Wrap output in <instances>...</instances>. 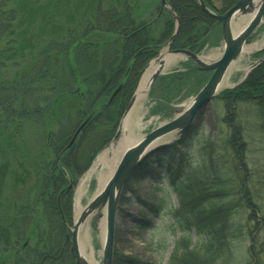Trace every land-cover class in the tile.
I'll use <instances>...</instances> for the list:
<instances>
[{
  "label": "rangeland",
  "instance_id": "1",
  "mask_svg": "<svg viewBox=\"0 0 264 264\" xmlns=\"http://www.w3.org/2000/svg\"><path fill=\"white\" fill-rule=\"evenodd\" d=\"M126 1L131 6V8H128L133 12L136 21L151 24L157 39L161 38L165 27L164 22L168 21L166 12L169 11L162 5L161 0ZM166 1L169 5V0ZM214 1L217 7L223 4V0ZM121 2L122 0H17L11 6L17 9L14 30L18 43L23 50L22 57L17 58L16 62L11 61L3 64L0 68V80L9 84L19 81L39 61L47 44L62 42L64 47L67 48L70 43L76 46L79 42L89 38L90 35H94L91 40H96L98 34L95 33L96 29L94 28L98 26L100 18L103 19L104 10L108 7H115L120 11L122 7H125ZM161 7L165 9L163 18H159L161 11H163ZM170 8L172 9L171 6ZM210 9L217 12L213 8ZM173 12L176 15L174 10ZM170 15L174 20V28H176L177 20L173 13L170 12ZM167 44L159 48L157 56L147 63L143 72L146 68H149L151 62L156 61L158 64V60L154 59L166 50ZM248 45L257 46V48L251 53H244L236 60V64L228 76L231 84L229 87L222 89L221 93L224 90H231L244 84L246 80L237 85L244 78L247 69L255 61L264 57V24L260 25L252 34ZM223 47L222 26L217 23L213 39L204 47L203 51L197 54L202 55L208 61L217 60L220 58ZM74 48H71L69 58L70 63L76 66ZM170 48L173 49L172 44ZM257 49L260 50L257 51ZM191 63L187 61V57L179 55L176 64L166 69L165 74L156 80L143 107L141 119L144 126L138 134L149 133L158 125L174 118L177 114L176 108H185L186 104L207 82L211 75L210 72H204L199 80L192 77V75L186 79L188 72L185 66H190ZM170 77L174 78V82L170 81ZM77 85L79 94L86 91L82 78H78ZM226 103L225 100L217 96L201 110L190 130L178 142V145L175 144V148L170 155L176 156L175 158L180 162L179 166L182 170L195 172L199 175L197 178L208 179L211 182L212 169H210L211 161L208 157L209 152H211L210 148L213 149L215 156L217 155V160L222 158L224 161H230L233 157V148L234 151L239 148V152H247L249 156L248 173L252 179L246 181L247 186L252 190V194L248 199L251 197L252 202L259 209L253 217L255 221L250 225L252 232L248 235L247 231L249 230L246 229L245 224H247L249 211L244 203L245 198L239 194V183L245 181V174L242 170H237L238 175H226V173L222 177L224 185L211 189V191L225 193L222 198H214L213 202L220 206L227 205L233 210L231 229L233 230V236L236 237L230 242L229 250L224 251L221 260L217 264H251L249 263L248 250L252 243L255 245L253 251L257 256L255 263L264 264V179L261 176V172H264V90L259 95L250 96L246 102L235 104L234 107H228L229 103ZM15 109L19 110L20 104H16ZM52 110L51 107L46 108L44 130L40 127L37 129L34 124L26 121V123L21 120L5 121L4 111L0 108V132H2L0 133V142L11 144V148L7 149L8 152L5 155L6 161L9 160L7 164H11V167L9 169L4 168L0 173V180L2 179L0 192L2 190L3 197L4 195L9 197L8 202L11 208L16 211L19 210V207H27V204L33 206L34 204V209L29 213L24 227L21 228L28 230L27 236H31V238H26V242H30L31 246L38 242L37 225L39 226L40 223L45 222L43 208L34 199L39 195V193L34 195L38 191L34 187L37 176L40 175L39 171H36L38 169L37 163H39L38 153L45 142L49 143L47 134L54 135L62 130L64 124L66 125V119L53 116ZM89 120L88 117L81 124L79 123L80 127L87 121L86 126L73 141V136L79 127L74 129L73 135L65 141L69 142L68 148L78 142L82 136L81 134L86 133L87 128L91 126L88 125L90 124ZM2 127H4V130ZM171 137V135L165 137L162 142L170 141ZM229 142L233 144V148L231 146L230 150L228 148ZM112 143L113 141L109 142L107 146L94 155L90 167L76 178H73L62 167V170L64 169L66 173L65 176L69 178L65 187L72 191L71 222L68 224L70 233L77 218V189L88 172L97 163L100 154ZM85 144L86 142L81 143L79 151H77V158L87 157L89 149H83ZM158 152V150L155 151L146 159L151 163H149L150 165L131 176L121 195L115 222L114 253L116 252V256L114 254L113 264H169L175 245L185 235L180 227L174 223L173 214L179 209L180 199L167 177L165 158L161 159ZM47 154L48 157L45 156V159L48 161L53 156H57V159L60 157V154H53L51 151H48ZM152 157L156 159L157 163H152ZM227 166L231 167L230 164ZM97 175L95 174L88 179L85 184V194L81 202L83 208L100 190ZM26 189L31 190V193L27 194L28 200L25 197L23 199ZM28 201L29 203H27ZM102 213L104 215L99 216V212L96 211L90 215L80 234V238L84 241L87 249H93L98 264L102 262L104 242L105 210H102ZM21 219L22 217L17 213L11 219H9V215L5 216L7 223L14 222L15 224L14 227L10 228L11 232L13 229H20L19 222ZM10 231L12 242L16 243V236L14 233L11 234ZM190 236L189 249L197 248L204 240L195 231L190 232ZM23 240L25 239L20 240L18 246ZM70 240L72 242V233ZM23 254L22 252L18 254L14 252L13 255L20 257Z\"/></svg>",
  "mask_w": 264,
  "mask_h": 264
},
{
  "label": "trees",
  "instance_id": "2",
  "mask_svg": "<svg viewBox=\"0 0 264 264\" xmlns=\"http://www.w3.org/2000/svg\"><path fill=\"white\" fill-rule=\"evenodd\" d=\"M16 1L0 0V68L3 64L16 62L17 58L22 57L23 50L14 30L17 9L11 6ZM237 1L223 0V4L217 7L214 0H204L207 6L219 13L229 10ZM121 4L125 7L120 11L115 7L104 10L103 19L100 18L98 26L94 28L98 34L96 40H91L94 35H90L76 46L70 43L67 48L62 42L47 44L39 61L19 81L9 84L0 80V108L4 111L5 121H26L34 124L37 129L40 127L45 130L44 113L47 107L53 109V116L66 119V125H63L60 132L47 134L49 143L45 142L38 153L36 171L40 175L37 176L34 187L38 191L34 195H39L34 199L43 208L45 222L37 225V244L31 246L30 242H26V238L30 239L31 236H27L28 230L21 229L34 209V204L19 207L16 211L11 208L9 197L4 195V198L2 190L0 192V264H77L68 226L71 222L72 191L65 187L69 178L65 176L62 167L76 178L90 167L94 155L112 141L144 68L157 56L159 48L170 41L175 31L174 20L169 11L166 12L168 21L164 22L162 36L157 39L151 24L137 22L127 1L122 0ZM169 5L180 20L179 33L172 42V48H186L195 53L203 51L214 37L217 20L203 12L198 0H169ZM161 10L159 18H163L165 11L162 7ZM72 47H75L76 66L70 63L69 53ZM189 65L185 66L188 72L186 79L190 75L201 79L204 72ZM78 78L83 79L86 88L82 94L78 93ZM170 78L174 82V78ZM263 90L264 64L253 70L244 84L224 90L218 98L229 103L228 107H234L239 102L248 101L252 95H259ZM16 104H20L19 110L15 109ZM88 117V125L91 126L87 128V134H81L78 142L68 148L69 142L65 141L73 135L79 123ZM82 142H86L83 149L88 148L89 153L87 157L77 158ZM231 146L233 148L232 142H229V150ZM9 148L11 144L0 142V173L4 168L11 167L5 156ZM174 148L175 145H171L158 152L161 159L165 158L167 177L180 199L179 209L173 214L174 223L185 234L175 245L169 264H217L236 237L231 229L233 210L227 205L220 206L213 202L214 198H222L225 193L211 189L224 185L222 177L226 173L238 175L237 170L244 172L245 181L239 183V194L245 198L244 203L249 211L245 224L249 235L252 232L250 225L255 221L253 217L259 209L251 197L248 199L252 194L246 182L248 179L252 180L248 173L249 156L246 151L242 153L238 151L239 148L235 151L233 148L230 161L222 158L217 160V155L210 148V182L208 179L197 178L199 175L195 172L182 170L176 156L170 155ZM48 151L60 154V157L57 159V156H53L48 161L45 159ZM151 160L152 163H157L154 157ZM149 163L144 160L133 174L142 171L151 164ZM261 176L264 179V172H261ZM29 193L31 190L26 189L23 199L28 200ZM16 213L22 217L20 229H13L11 232L10 228L15 224L7 223L5 216L9 215L11 219ZM9 231L15 234L16 243L12 242ZM193 231L204 240L197 248L189 249L190 232ZM21 239L25 240L18 246ZM254 249L255 245L252 243L248 250L251 264H256L257 260ZM14 252L24 254L17 257L13 255ZM114 254L116 256V252Z\"/></svg>",
  "mask_w": 264,
  "mask_h": 264
},
{
  "label": "water",
  "instance_id": "3",
  "mask_svg": "<svg viewBox=\"0 0 264 264\" xmlns=\"http://www.w3.org/2000/svg\"><path fill=\"white\" fill-rule=\"evenodd\" d=\"M164 5L175 16L177 23L174 34L166 47L170 54L176 56H185L187 61H191L194 67L199 71L212 72L211 77L205 83V85L199 90V92L192 98L190 105H186L183 109H177V114L174 118L158 125L152 129L149 133L141 135V138L134 145L129 146L124 150L120 161L110 175L107 182L101 190L93 197L88 205L83 209L79 216L75 219L72 233V245L75 252L77 264H89L86 257L80 250V234L82 228L94 212H99V216L104 215L102 210H105V229H104V242L102 251L101 264H113L114 262V232L115 222L117 216V208L120 202L121 195L125 190V187L130 180L134 170L146 160L152 153L163 148L166 145L177 142L194 124L197 114L203 110L215 96H217L222 90H219L220 83L223 81L230 66L238 57L242 54L244 49L249 46L248 41L251 35L264 24V0H238L237 3L227 10L225 14L215 13L208 6L205 5L203 0H198L201 9L212 16L220 23H222L223 33V52L221 57L215 61H208L200 54L194 53L189 49L175 48L171 49L170 46L175 40L179 32V19L174 14L166 0H161ZM247 17V21L241 30H234L233 23L239 17ZM158 68L152 74L148 92L150 93L156 80L166 71V61L163 58V52L160 53L158 58ZM264 63V57L255 61L249 69L246 71L244 78L237 84H241L246 80L248 75ZM147 68L145 69V71ZM143 72V74L145 73ZM143 74L137 85L129 104L127 105L122 119L119 123L117 133L113 138V142L116 141L121 134V126L123 119L134 107L138 88L142 80ZM87 121L84 122L76 131L73 136V141L77 138L81 130L86 126ZM171 135L170 141L162 142V140ZM73 143V142H71ZM71 145V144H70Z\"/></svg>",
  "mask_w": 264,
  "mask_h": 264
},
{
  "label": "bare ground",
  "instance_id": "4",
  "mask_svg": "<svg viewBox=\"0 0 264 264\" xmlns=\"http://www.w3.org/2000/svg\"><path fill=\"white\" fill-rule=\"evenodd\" d=\"M226 12L227 11H225L223 13H219V12H215V13L225 14ZM205 14L208 15L207 13H205ZM210 17H212V16H210ZM212 18H214V17H212ZM214 19H216V18H214ZM216 20L222 26V23H220L218 21V19H216ZM247 20H248L247 17L239 16L233 23L234 30H236V31L241 30L243 28V26L245 25ZM176 23H177V21H176ZM179 26H180V20H179ZM256 48H257V46H247L239 57H241L244 53H251ZM259 50L260 49H257V51H259ZM221 55H222V53H221ZM221 55H220V57H221ZM163 58L167 62L166 63V69H168L170 66L176 64V61L179 58V56L170 54L168 51V48H166V50L163 51ZM213 61H215V60H213ZM235 64H236V61H234L232 63V65L230 66V68H229L227 74L225 75L223 81L220 83L219 90H222V89L230 86L231 83L229 81L228 76H229L232 68L235 66ZM191 65L194 67L193 63H191ZM157 68H158L157 62L156 61L151 62L149 68L143 74L142 80L140 82V86L138 88L137 97H136L134 107L128 113V115L123 119L122 126H121V134H120L119 138L116 141H114L108 148H106L100 154V157L98 158L97 163L88 172V174L86 175L84 180L81 182L79 188L77 189V193H76V216L77 217L79 216V214L84 209L81 202H82V198L85 194V184H86L87 180L92 178L95 174H98L97 179H98V183H99V188L101 190L103 188V186L105 185V183L107 182L110 175L116 169L124 150H126V148H128L129 146L137 143L139 138H141V135L138 134L139 131H141L143 126H144L143 120L141 119V115L143 112V107L145 105V102L147 101L148 96H149L148 87L150 84V79L152 77V74L155 72V70ZM202 72H204V71H202ZM210 73L212 75V72H210ZM211 75H210V77H211ZM191 102H192V100H190L186 105H190ZM102 228L104 229L103 224H102ZM80 250L82 251L83 255L86 257L89 264H98V261L94 257L93 249H91V250L87 249V246L85 245V243L82 239L80 240Z\"/></svg>",
  "mask_w": 264,
  "mask_h": 264
}]
</instances>
